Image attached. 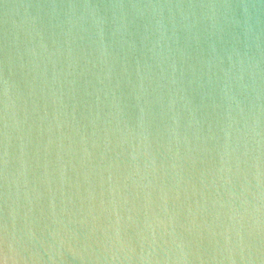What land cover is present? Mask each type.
I'll list each match as a JSON object with an SVG mask.
<instances>
[{"label":"water","instance_id":"95a60500","mask_svg":"<svg viewBox=\"0 0 264 264\" xmlns=\"http://www.w3.org/2000/svg\"><path fill=\"white\" fill-rule=\"evenodd\" d=\"M241 3L242 81L184 28L223 8L86 7ZM261 5L0 0V264H264Z\"/></svg>","mask_w":264,"mask_h":264},{"label":"clouds","instance_id":"9594fccd","mask_svg":"<svg viewBox=\"0 0 264 264\" xmlns=\"http://www.w3.org/2000/svg\"><path fill=\"white\" fill-rule=\"evenodd\" d=\"M86 7L90 8H101V7H115V8H125V7H132V8H140V7H151V8H187V9H210L213 12L216 9L223 8L231 13L230 16L226 17L225 20L222 22L221 19L215 15H202L197 16L193 15L192 18L189 20L185 17V24L184 28L187 29L189 32L195 31L200 36V41H203L204 50L215 54V58L217 60L222 59L219 55L218 46L224 39V33L226 30V25L231 28V43L226 47L220 50L224 51L228 55V59L231 61L232 54H236L239 58V66H240V74L237 77L238 80H243V66L245 62H248V54H247V44L249 33L251 31L252 25V17L250 13V9L254 8V5L248 4H204V5H184V6H166V5H139V4H132V5H86ZM264 8V5L260 6ZM99 40L97 41L99 48L101 49L102 53L105 56L110 55L108 46L104 41L103 32H99ZM163 35V33H162ZM204 58V57H203ZM175 61H173L174 63ZM235 65L233 66V68ZM233 68H225L223 72L225 76H228L229 73L233 71ZM246 85L243 83L240 84V88H245ZM3 94H4V138H5V150H4V165H5V178L7 184V165H8V152H7V138H8V106H9V81L7 76L3 79ZM230 101L235 100L236 104L240 105V100L237 99L236 95H232ZM242 110V109H241ZM257 120V119H256ZM7 199V194H6ZM237 240L236 244H241L243 240V236L237 231Z\"/></svg>","mask_w":264,"mask_h":264}]
</instances>
